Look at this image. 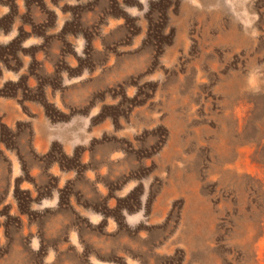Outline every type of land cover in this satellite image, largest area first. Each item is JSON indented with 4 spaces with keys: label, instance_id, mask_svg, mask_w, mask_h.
Segmentation results:
<instances>
[{
    "label": "rangeland",
    "instance_id": "1",
    "mask_svg": "<svg viewBox=\"0 0 264 264\" xmlns=\"http://www.w3.org/2000/svg\"><path fill=\"white\" fill-rule=\"evenodd\" d=\"M0 264H264V0H0Z\"/></svg>",
    "mask_w": 264,
    "mask_h": 264
}]
</instances>
